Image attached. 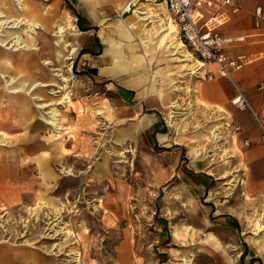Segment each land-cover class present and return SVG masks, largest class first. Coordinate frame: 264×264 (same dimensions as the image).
Wrapping results in <instances>:
<instances>
[{"label":"rangeland","instance_id":"374dc122","mask_svg":"<svg viewBox=\"0 0 264 264\" xmlns=\"http://www.w3.org/2000/svg\"><path fill=\"white\" fill-rule=\"evenodd\" d=\"M29 1L32 6L26 16L30 24L17 29L22 42L40 48L44 41L54 43L62 36V48L58 51L62 50L61 55L66 58L69 55L66 44L82 43L83 34L76 22L83 9L76 0ZM150 3L147 4L149 7H155L154 2ZM54 5L58 6V11L45 14L35 11V7L45 11ZM165 10L161 16L167 17L166 23L174 24L167 14L166 5ZM58 12L65 25L62 34L59 33L62 24H57ZM127 15L116 10L113 19L124 22ZM152 17L147 16L153 21ZM38 22L45 26L48 23L49 32L39 26L31 30L32 24ZM153 26V23L142 26L141 32L159 41L163 33L158 31L159 27ZM108 29L114 43L125 48L130 43L138 44L139 49L131 51L132 54H146L157 70H164L167 75L170 72L172 81L178 82L181 81L179 77L187 76L184 70H180L183 67L177 66L181 61L171 60L175 56L163 52L165 42L148 48L138 34L127 39L119 34V26L108 25ZM117 30L118 34H114ZM80 47L82 49L83 45ZM21 51H26V48ZM45 52L48 54L51 48ZM79 52L72 60H65L60 66L62 72L56 71L58 66L51 64L53 56L46 54L39 59V64L48 66L46 68L54 75L55 81L66 85L64 90L56 93L55 82L40 86L37 82L42 80L38 77L27 81V89L35 88L32 94L40 96L31 98L34 108L46 105L40 110L43 120L50 123L53 109L59 113L60 123L56 127L62 132L48 131L39 136L46 142L47 156L61 160L57 169L62 166L73 173L60 175L56 188L51 184L45 187L41 180H33L34 177L40 178V174L31 160L34 154L28 152L22 165L35 167V173L17 184L18 188L23 185V189L11 196L10 201L0 196L1 243L18 253L27 251L35 260L41 256L55 259L56 264H116L117 246L122 240L129 241L132 246L128 250L131 257H127L131 264H185V261L188 264H250L252 258H260L264 264V200L244 195L237 186L229 188L228 195H218L215 199L216 206L225 207L224 212L232 213L223 218L216 213L215 207L210 213L205 197L190 194L186 186L175 178L162 184L155 183L158 176L164 179L169 176L167 170L159 167V149L148 151L141 145L137 146L136 142H130L126 146L129 151L122 153L124 148L117 144L116 138L120 124L111 115H95L104 101L102 98L109 97L110 92L104 91L83 70ZM31 53L38 54V50ZM43 61H49L48 65ZM191 63L199 65L193 57ZM69 64H72L71 71ZM57 73L63 76L56 77ZM6 74L0 76L3 94L9 90L5 81L9 79V73ZM195 75H192L193 79ZM12 78L18 85L24 82L18 72L13 73ZM62 100L64 103H60ZM189 110L192 109L189 107ZM188 117L181 121L185 126H191L196 119L193 112ZM26 132L16 129L0 135V146H12L11 143ZM105 158L108 163L103 173L101 162ZM229 186L233 187L232 182ZM25 192L30 193L26 200L22 196ZM42 197L45 202L40 200ZM49 199L54 201H47ZM58 208L60 210L57 211ZM173 233L177 236L173 237ZM258 250L261 254L257 253ZM244 253L246 256L242 260Z\"/></svg>","mask_w":264,"mask_h":264},{"label":"crops","instance_id":"0c3cea01","mask_svg":"<svg viewBox=\"0 0 264 264\" xmlns=\"http://www.w3.org/2000/svg\"><path fill=\"white\" fill-rule=\"evenodd\" d=\"M118 1L76 0L83 9L76 26L83 34L81 44L86 49H79L83 70L104 91L110 92L109 97L102 98L104 101L100 103V110L95 115H111L120 124L116 130V138L117 144L124 148L122 153L129 151L126 146L130 142H136L137 146L141 145L148 151L158 148L161 162L159 167L167 170L169 176L166 179L158 176L155 183L162 184L175 178L179 184L186 186L190 194L205 197L208 201L206 208H211L210 213L215 207L216 213L223 218H228L232 213L224 212L225 207L216 206L215 199L218 195H228L229 188L237 186L244 195L264 200V147L260 139L264 126V89H259V85L264 83V40L254 27V11L258 6L264 8V0H241L242 11L221 28L223 36L246 37L244 42L227 45L225 51L244 63L241 70L232 71V77L248 98L257 117L231 103L236 90L227 77L220 75L217 65L202 67L197 60L199 65L191 63L192 57L184 46L177 25L170 21L166 23L167 17L161 16L166 11L164 0ZM150 2H154L152 4L155 7H149L147 4ZM29 6L31 8L32 4L29 3ZM57 7L54 5L45 11L35 7V11L45 14L48 11H58ZM116 10L128 14L124 22L113 19ZM167 12L171 18L168 9ZM148 15H153V21L147 18ZM149 23H153V27H159L158 31L163 33L159 41L141 32L142 26ZM57 24H64L59 12ZM108 25L119 26V34L123 38H132L133 34H138L148 48L165 42L163 52L175 56L171 60L181 61L177 66H182L180 70H184V75L188 77H179L181 81L178 82L172 81L170 72L167 75L164 70H157L146 54H132L131 51L139 49L138 44L130 43L125 48L120 43H114ZM170 25L174 28L172 32ZM46 27H49L48 23ZM113 33L118 34V30ZM43 43L46 45L48 41ZM208 72L214 73L212 80L203 79ZM30 73L31 79L39 76L38 70ZM193 74H196L195 79ZM39 79L42 80V86L55 82L53 76H42ZM1 87L0 81V89ZM12 95L9 92H5L3 97L0 95V135L16 129L27 132L12 142V146H0V196L6 201H10L11 196L18 191L21 192L23 185L18 188L17 184L33 175L36 169L40 172V178L34 177L33 180H41L45 187L51 184L56 188L60 175L68 176L73 173L66 167L58 165L60 168H56L61 160L55 156H47L46 142L39 137L48 131L55 134L62 131L43 120L42 114H36L37 109L32 105V100L31 114L18 118L15 107L12 106ZM192 112L196 119L191 126H185L181 121L192 116ZM180 114L185 117H180ZM59 123L58 118V125ZM246 141L248 145L245 144ZM28 152L34 154L31 160L36 169L29 164L22 165ZM107 163L106 158L101 162L103 173ZM229 182H232L233 187L229 186ZM22 196L26 200L30 193L25 192ZM40 200L45 202L46 199L42 197ZM106 211L108 213V209ZM175 236L176 233H173V237ZM131 248L129 241L119 242L116 264H131L127 258L131 257L130 251L128 252ZM12 250L14 249L1 243L0 235V264H56L52 258L41 256L35 260L27 251L18 253ZM257 253L261 254V251L258 250ZM185 264L188 262L185 261Z\"/></svg>","mask_w":264,"mask_h":264},{"label":"built area","instance_id":"2783aa9c","mask_svg":"<svg viewBox=\"0 0 264 264\" xmlns=\"http://www.w3.org/2000/svg\"><path fill=\"white\" fill-rule=\"evenodd\" d=\"M173 22L177 25L184 46L190 56L195 58L202 67L217 65L220 75L227 77L236 90L231 103L238 109L256 114L241 88L234 82L232 71L241 70L243 61L232 58L225 51L227 45L244 42V36L226 37L221 28L242 11L241 0H164ZM254 27L264 40V8L256 7L254 11ZM213 72H208L204 80H212ZM264 89V83L259 85ZM264 147V126L260 136ZM248 145V141L245 142Z\"/></svg>","mask_w":264,"mask_h":264},{"label":"bare ground","instance_id":"6f19581e","mask_svg":"<svg viewBox=\"0 0 264 264\" xmlns=\"http://www.w3.org/2000/svg\"><path fill=\"white\" fill-rule=\"evenodd\" d=\"M13 1H11V0H0V76L2 74L7 76L6 73H9V79L5 80L6 84L9 86L8 87L9 90L7 92L13 94L11 96V98H14V100L12 102V106L15 107L17 117L23 118V115L28 114V113L31 114V112H32V108H30L31 98L32 97H33L32 99L40 98V96L32 94V93H34L33 90L35 88L27 89V86L29 85V83L27 81H30L31 80L30 78H32L30 71H37L38 70V72H39L38 77L39 78H41L42 76H49V77L54 76V75L50 76V71H48L46 68L48 66L43 67L41 64H39V59L42 58V56H44V55L45 56H47V55L53 56L54 60H50L51 64L54 63L55 66H58L56 71L59 70L60 72H62V68L60 66L65 63V60H72L74 58V56L76 55V53L80 49L81 43L80 42L79 43L74 42L71 44H66L65 48H67V47L69 48V50H67L69 55L65 58L64 54L61 55L62 50L58 51V48H62V43H61L62 36H60L58 38L59 40L56 38L57 42H54V43L52 42V43H48L46 45H42V47H40V48H38V47L34 48L33 46L32 47L30 46V43L22 42L21 36H20V34H18L19 31H17V29H20L26 23L30 24V21L27 20L28 17L26 16L30 13V11H29L30 10V6H29L30 1L29 0H13ZM1 6H3L4 9H1ZM38 26L43 28V30L46 33L49 32V29L43 23H39V22L32 24L31 30H34ZM8 28L12 29V30H7ZM173 30H174V28L171 29V32ZM59 33L60 34L64 33V26L63 25L60 26ZM75 41H77V38ZM23 43H25V44H23ZM174 47H176V46H174ZM22 48H26L27 52L26 51L22 52L21 51ZM46 48H48V49L51 48V52H49L47 54L45 52ZM176 49H177V47H176ZM33 50L34 51L38 50V54L39 53L40 54L38 55L36 53H31V51H33ZM34 55H38V56L35 58ZM56 58H57V60H56ZM188 61H189V59H188ZM43 62H46L45 65H48V63H49V61H43ZM71 65L72 64L68 65L69 71L72 70ZM16 72L20 73L22 80H24V82H22L24 84L23 86H21L22 83H20L18 85L17 80L15 81V79L12 78V74L16 73ZM6 76H4V77H6ZM55 76L56 77L63 76V74L57 73ZM64 79L67 80V78H64ZM41 83L42 82H40L39 85H41ZM54 85H56V87H57V90L55 91L56 93H58V92H60L66 88V85L62 86V84L58 83L57 80L55 81ZM37 94H39V93H37ZM0 95L1 96L3 95L2 91H0ZM1 96H0V98H1ZM7 96H10V95H7ZM6 100H8V99H6ZM64 101L65 100H62V102L60 101V103H64ZM45 106H46L45 104H40L37 107V110L35 109L36 114L38 115V114L42 113L40 110L43 109V107H45ZM56 110L57 109H53V111L51 112L52 120L49 123L53 127H56L58 125L57 121H58L59 113ZM11 115H13V114H11ZM11 121H13V120H11ZM16 127H17V125H16ZM39 161H40V159H39Z\"/></svg>","mask_w":264,"mask_h":264},{"label":"trees","instance_id":"16d2710c","mask_svg":"<svg viewBox=\"0 0 264 264\" xmlns=\"http://www.w3.org/2000/svg\"><path fill=\"white\" fill-rule=\"evenodd\" d=\"M245 256H246V254L244 253L242 255V258L241 259L244 260ZM255 262H260V259H258V258H252L250 264H254Z\"/></svg>","mask_w":264,"mask_h":264}]
</instances>
